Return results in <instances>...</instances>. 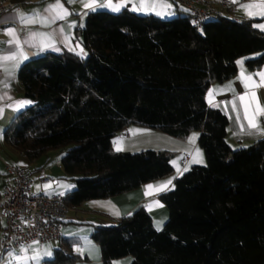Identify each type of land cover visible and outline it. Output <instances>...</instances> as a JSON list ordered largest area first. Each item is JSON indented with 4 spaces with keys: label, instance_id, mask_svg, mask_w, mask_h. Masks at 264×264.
I'll return each instance as SVG.
<instances>
[{
    "label": "trees",
    "instance_id": "trees-1",
    "mask_svg": "<svg viewBox=\"0 0 264 264\" xmlns=\"http://www.w3.org/2000/svg\"><path fill=\"white\" fill-rule=\"evenodd\" d=\"M81 30L83 55L47 52L21 66L33 105L6 128V144L30 162L57 150L63 178L74 184L66 203L77 207L174 173L176 151L115 150L130 125L179 138L199 131L207 163L160 194L169 211L162 228L143 206L93 227L103 264L128 256L130 264H264V138L233 148L228 117L206 98L214 83L237 74L239 59L252 70L264 64L255 19L221 14L198 26L188 11L163 18L98 10ZM60 240L48 264L81 258Z\"/></svg>",
    "mask_w": 264,
    "mask_h": 264
},
{
    "label": "crops",
    "instance_id": "crops-1",
    "mask_svg": "<svg viewBox=\"0 0 264 264\" xmlns=\"http://www.w3.org/2000/svg\"><path fill=\"white\" fill-rule=\"evenodd\" d=\"M9 2L13 5L12 9L4 12L0 17V56H8L16 52L17 60L0 61V194L11 180L6 168L10 163L25 167L34 182L38 181L40 190L45 193L66 194L74 187L71 180L67 182L69 188L65 190L66 192L59 189L61 186L59 180L53 189L46 192L43 188L45 183L41 184L38 179V170L44 168L51 177H54L52 167L50 169L47 165L36 163L38 160L30 162L26 156L13 151L5 142L4 132L15 116L33 105V102L24 94V88L19 79V70L26 62L47 52L71 51L80 54L82 49L84 53L80 39L81 29L90 13L98 10H113L99 6L106 4L107 0H96L95 10L83 6L84 3H92V0H9ZM57 2L63 5V10H66H59L62 11L64 17L62 19L56 18L58 10L51 7ZM257 2L259 0H233L235 12L232 17L251 18L255 19V25H264V15L255 12L249 15L246 12L245 5ZM112 3L121 4V10L129 9L140 15H156L163 18L187 15L185 8L178 5L175 0H112ZM21 14L29 19L35 17L37 22L24 23L20 18ZM45 17L49 22H40ZM257 28L264 31L260 27ZM9 29L15 30L20 41L19 46L15 39L7 34ZM238 67V72L233 78L214 83L206 95L208 104L220 109L228 117L227 141L233 148L249 146L264 138V134L249 129L244 116V102L239 100V96L245 95L247 101L253 106L256 102L264 105V80L259 76L260 73H264V64L252 70L248 67L246 59L241 58L238 61ZM248 76L252 77L251 81L246 80ZM257 84L260 86L257 87ZM253 92L257 101L251 99ZM24 101H30V103L23 104L21 107ZM233 101H235V108ZM238 114L239 120L237 119ZM259 123L264 127V116L259 117ZM199 138V131L191 132L186 138H179L135 124L121 131L114 139L115 150L136 152L144 149H167L176 151V155L171 160L174 173L110 198L91 199L77 207H71L62 226L63 239L71 244L66 253L85 257L82 262L73 264H103L101 248L91 239L92 228L98 225H112L118 218L134 212L141 206L152 215L155 227L162 228L169 217V211L167 205L161 200L160 194L170 189L176 177L184 171L194 165L207 163V157L199 144ZM169 180L171 184L165 190L148 189L147 187L148 185L158 186ZM3 225L4 221L0 218V233ZM62 244L61 240H49L24 245L6 252L0 264H48L47 261L55 256V249ZM129 257H127L129 261L132 260V257ZM116 261L118 259L114 260V263Z\"/></svg>",
    "mask_w": 264,
    "mask_h": 264
},
{
    "label": "built area",
    "instance_id": "built-area-1",
    "mask_svg": "<svg viewBox=\"0 0 264 264\" xmlns=\"http://www.w3.org/2000/svg\"><path fill=\"white\" fill-rule=\"evenodd\" d=\"M190 14L193 24L201 26L212 17L225 14L234 16L233 0H175ZM9 0H0V17L12 9ZM11 180L0 194V218L4 225L0 233V260L6 252L24 245L49 240H60L63 236V221L71 207L66 203L65 194H48L33 190L34 180L23 166L7 164ZM41 184L52 180L44 168L38 171Z\"/></svg>",
    "mask_w": 264,
    "mask_h": 264
},
{
    "label": "snow or ice",
    "instance_id": "snow-or-ice-1",
    "mask_svg": "<svg viewBox=\"0 0 264 264\" xmlns=\"http://www.w3.org/2000/svg\"><path fill=\"white\" fill-rule=\"evenodd\" d=\"M95 3H96V0H92V3H84L83 6L85 8H91L92 10H95V7H94ZM99 6L108 7L111 10L118 12L121 10L122 5L121 4H113L112 0H107L106 4H100ZM51 7L53 9L58 10L56 12V18H60V19L64 18L62 11H59V10H63L62 4L57 2L55 5H53ZM245 8H246L247 14H249V15H252L254 12L258 13L260 15H264V0H259V2H257V3H249V4L245 5ZM63 11H66V10H63ZM20 18L24 23H35V22H37L35 17H33L32 19H29L24 14H21ZM40 22L47 23L49 21H48V18L45 17ZM255 26L264 29V25H255ZM7 34L11 38L15 39L17 45L19 46L20 41H19L18 36L15 33V30L9 29ZM80 54L81 55L84 54L82 49H81ZM21 55H23L22 51H21ZM15 60H17V53L16 52H13L11 55H8V56H0V61H15ZM259 76L261 77L262 80H264V73H260ZM246 80L251 81L252 77L248 76V77H246ZM256 86L259 87L260 85L257 84ZM246 87H247V85H246ZM251 99H252V101H257L256 95L254 92L251 94ZM239 100L241 102H244L243 103L244 116H245V119L247 120V124H248L249 129L256 130V131H259L261 134H264V127H262L259 123V117L264 116V105H261L258 102H256L255 106H253V104L251 102L247 101V98L245 95L239 96ZM27 103H30V101H24V102H22V104L20 106L22 107L23 104H27ZM232 103H233V107L235 108V101H233ZM237 119L239 120V114L237 115ZM241 128L243 129V125H241ZM169 184H171V180L166 181V182H164L158 186L148 185L147 187H148V189L158 188L159 190H165ZM48 255H50V253H48Z\"/></svg>",
    "mask_w": 264,
    "mask_h": 264
},
{
    "label": "rangeland",
    "instance_id": "rangeland-1",
    "mask_svg": "<svg viewBox=\"0 0 264 264\" xmlns=\"http://www.w3.org/2000/svg\"><path fill=\"white\" fill-rule=\"evenodd\" d=\"M36 163H38V164L42 163L44 166L47 165L48 168H50V169L52 167V169H53L52 171L54 173V175H53L54 177H52V178H56L57 180L61 181V186H60L59 189H62L63 191H65V190H67V188H69V184L67 182H71V181L66 180L65 178H63L64 177V171H63V167H62V163H61V155L59 154V152L57 150H51L50 152L45 154L43 157H41ZM32 188H33V190L35 192L40 191V186L38 185V181L37 180L34 182V185H33ZM43 188H44V190L46 192H48L49 190L53 189L54 188V184H53L52 180H50L49 182H46L43 185ZM92 230H93V228H92ZM91 233H90V235H91ZM91 239H92V237H91ZM92 242L96 243L93 239H92ZM97 245L99 246V244H97ZM76 255L78 256L79 254H76ZM79 256L81 258L76 260L74 263L82 262L83 260H85L84 256H81V255H79ZM129 258H127V257L120 258L115 263L116 264H130L131 260L129 261Z\"/></svg>",
    "mask_w": 264,
    "mask_h": 264
}]
</instances>
